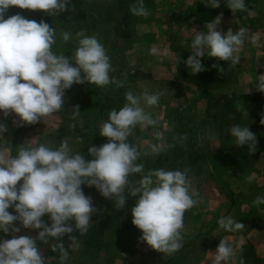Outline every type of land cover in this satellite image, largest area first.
Here are the masks:
<instances>
[{
  "label": "clouds",
  "instance_id": "obj_1",
  "mask_svg": "<svg viewBox=\"0 0 264 264\" xmlns=\"http://www.w3.org/2000/svg\"><path fill=\"white\" fill-rule=\"evenodd\" d=\"M70 3L71 0H0V112L5 117L15 113L24 124L44 121L63 108L65 91L73 84L123 86L122 81L110 77V72L114 71L110 57L96 36L85 35L84 30L77 32L76 50L66 56L52 51L56 30L43 19L28 20L19 13L5 18L10 6L42 10L51 16L66 10L75 11L69 8ZM226 4L231 12L249 11L245 0H226ZM205 6L218 8L220 0H206ZM129 10L135 16L147 18L150 15L144 0H136ZM221 18L222 13L204 25L206 31H199L191 40V55L185 61L191 74L206 70L200 59L205 55L233 65L240 62L239 53L248 29L242 27L234 33L229 28L223 33L218 30ZM61 36L64 42L71 39L68 32ZM258 41L259 36L251 37L253 45ZM150 51L154 55H168L166 47L162 52L156 48ZM213 67L221 74L224 72L218 64ZM256 89L264 93V74L258 76ZM160 95L147 90L139 95L127 91L124 106L119 111L111 110L108 119L100 124L99 135L108 138V142L88 148L92 160L86 161L81 153L70 154L67 139H62L55 149L45 144H21L15 157L0 151V231L13 237L0 239V264H45L46 258L36 242L47 244L49 239L56 241L51 244V251L59 253V264H66L69 249L79 248L78 236L88 232L91 217L97 211L82 185L95 187L104 198L114 199L117 210L125 207L128 196H138L131 214L132 224L142 233L139 239L169 255L183 247L184 214L198 203L194 198L198 193L190 190L187 170L146 171L142 163H137L142 154L139 145L129 139L137 127L156 125L157 121L145 111V106L158 105ZM74 109L75 117L80 114L79 106ZM6 131V125L0 123V138ZM229 133L237 147L247 144L250 154L256 151V136L247 126L233 125ZM209 138L214 139V136ZM163 147L152 145L151 152L159 154ZM134 174L141 178L131 184L129 177ZM246 179L251 183L254 174ZM254 203H264V197H257ZM9 208H13L15 214L9 212ZM45 214L49 216L50 225L42 219ZM16 221L20 222L19 227L14 225ZM70 221L75 222L74 226ZM218 225L228 232L245 227L231 216H222ZM21 227L40 231L36 237L17 236ZM73 232L79 235H72ZM66 235L70 241L67 247L62 242ZM233 255L234 248L222 239L213 264H227ZM240 264H244L243 259Z\"/></svg>",
  "mask_w": 264,
  "mask_h": 264
},
{
  "label": "rangeland",
  "instance_id": "obj_2",
  "mask_svg": "<svg viewBox=\"0 0 264 264\" xmlns=\"http://www.w3.org/2000/svg\"><path fill=\"white\" fill-rule=\"evenodd\" d=\"M120 1L122 0H110L107 3H111L115 6L120 4ZM174 2L175 0H169L167 3L164 2L163 5H159L161 3L156 0H147V2H144L145 7L150 13L146 26L138 25V17L134 18L131 12L126 14L122 13V17L118 19L119 21L98 23L89 30L88 35L96 36L105 47L106 54L110 57L112 69H114V71L110 72V77H115L117 80L123 82L122 87L125 88V93L131 90L134 94L139 95L147 90L150 94L156 92L161 94L158 105L145 106V111L150 113L157 121L156 125L137 127L134 134L130 137V142L139 145L141 149L142 154L140 159L154 158L158 155L151 152L152 145L164 146L163 150H165L167 140L170 139L173 132L179 130L178 128L181 124H186L184 127L186 130L180 128L179 131L181 133L185 132L188 134L190 131H193L188 130L190 127L195 129V135L198 136L197 141H200L201 144L199 142L196 143L193 153L194 156L199 153L205 156L206 166L205 162L203 165H194V171L187 174L190 180V190L198 193V196L194 197L198 200V203L195 205L196 211H193V207L185 212L184 227L181 230L183 244H188V247L183 249L180 254L183 255L184 262H187L191 257L194 259L200 258L201 260L203 253H205V248L212 243V241H208L207 238H205V233H201V229H205V215L202 216L197 214L196 217L193 215V213L195 214L197 212H203L205 214L206 201L208 199H213L209 195H205V192H208V185H215L218 181V179L214 178L217 173L216 175H211L210 172L218 169L227 170V168H229L232 170L234 168H239L243 171V174H247V177L253 175L252 166L259 152L257 146L260 140L257 141L256 151L254 153L250 154L249 149L245 152H241V149L235 150V147L231 148L227 145L229 131L222 134L216 131L217 127L220 125H227L231 128L233 123L227 124V121L223 122L215 119L204 124L205 96L208 98V96H218L219 94L223 95L228 92L237 91V89L232 88V80L235 78L236 73L234 71H226L221 83L219 85L216 84L215 87L205 92V71L193 75L185 64V61L188 56L191 55L192 51L190 47L191 41L189 37H187L188 35H184L188 39L182 38V41L179 40L170 22L172 13H170V15L167 13L162 14L165 7H171ZM132 3L135 4L136 0H133ZM203 6H205V4H203ZM39 14L46 15L43 11ZM151 14L153 17H151ZM162 27L168 29L170 33L161 31ZM168 40L171 41V49L176 51L177 55H175V58L177 60L179 59L178 65L173 64V61H175L174 54L173 57L169 52L167 56L154 55L150 51L152 48H156L158 52H162V47L160 45H163L165 41ZM210 58L212 57L206 55L200 58L204 68L205 60ZM255 89L256 87L254 88L250 85L243 86V88L238 89L240 92L238 91L237 93L239 96L248 97V99L254 98V96H260L259 98L264 100V94L255 92ZM241 101L244 102L245 100H239V102ZM215 106L217 108H222L225 105L223 102H220ZM262 118H264V115ZM28 125L29 127H27ZM34 125H38L36 127L45 126L46 128L45 130L34 129L32 128ZM56 125H58L57 129L53 130V127ZM59 126L60 120L56 113H53L44 121H40V123L23 124L18 134H15V141L13 143L31 144L32 146L45 144L47 146L49 140H51L50 137L57 132ZM24 128H26L24 132L20 131ZM49 128H52V130H49ZM225 134H227V136H225ZM210 136H214V139H210ZM107 142L108 141L100 137L94 140V144L99 143L97 147ZM89 145L90 144L82 146L81 142L77 143L75 147H71L70 154H74L73 151L83 147H86L87 150ZM12 146L9 151L8 146H5L4 149L0 146V151H4L10 156ZM144 153H147V155ZM187 160L188 159L184 161L183 158L180 159L177 170L183 171L185 167L192 162L191 160ZM195 170L197 172H195ZM20 183H22V181ZM130 183L135 184L136 180H131ZM219 186L223 193L228 196L227 189L221 184H219ZM255 193L256 190L253 189V194ZM125 195H128L127 191ZM86 196L91 197L93 207L97 209L91 217L90 228L103 212V206L115 201L104 198L97 189ZM136 199H138V196H128L126 205L123 209L117 210L115 207L116 209L114 211L106 210L107 214L111 213L116 217L123 216L126 222L124 235L120 239L118 246L109 251H84L83 240L86 238L88 232L83 236H78V232H73L72 235L78 236L80 246L75 251L69 249V259L66 264H130L125 255L132 252L133 249L135 250V248H141L144 251L147 248H151L145 242L137 246V243L143 241L139 239L142 235L141 230L132 224L133 217L131 208L134 206ZM8 211L15 214L13 208H9ZM121 212H123V214H121ZM199 215L201 217H199ZM42 219L45 223L51 224L48 214H45ZM69 223L74 226L75 222L70 221ZM14 225L19 227L20 222L16 221ZM198 228L201 229L196 232ZM39 231L40 230L21 227V231L16 235L36 237ZM109 234V231L105 232L104 240L108 239ZM11 238H13L11 234H5L0 231V239ZM55 242L54 239H49L47 244L39 240L36 242L42 256L46 258L45 264H59V253L51 251V244ZM62 242L65 247L68 246L70 241L67 235L62 238ZM154 251L159 254L168 255L156 250ZM135 252L138 253V250L136 249Z\"/></svg>",
  "mask_w": 264,
  "mask_h": 264
},
{
  "label": "trees",
  "instance_id": "obj_3",
  "mask_svg": "<svg viewBox=\"0 0 264 264\" xmlns=\"http://www.w3.org/2000/svg\"><path fill=\"white\" fill-rule=\"evenodd\" d=\"M108 1L110 0H71L69 8H74L75 11L66 10L59 15L51 16L39 14L42 10L20 9L16 6H10L5 18L7 19L19 13L28 20L39 22L43 19L49 26H52L56 30V43L52 46V51L56 54L63 53L66 56H71L77 47V32L84 30L85 35H88L89 30L98 23L119 21L118 19L122 17L121 14L129 13V6L133 4V0H122L120 4L114 6L111 3H107ZM200 1L201 10L203 11L206 21L216 18L221 13L222 16H228L231 11L227 7L226 0H220V7L218 8L203 6V4H205L203 2H206V0ZM63 32L71 34V39L68 42L63 41L61 36ZM213 64H218L219 67L224 69V72L221 74L218 68L213 67ZM205 69L204 88L206 92L208 89L215 87L216 84L219 85L221 83L227 70L224 61L216 57L205 60ZM124 89L125 88L117 87L116 84L111 83L105 87H98L87 82L84 84H73L70 89L65 91L63 108L56 112L60 120V126L57 132L50 137L51 140H49L47 146L54 149L58 148L62 139L68 140L70 148L75 147L77 143L80 142L82 146L90 144L89 147L93 145L97 147L99 143L94 144V140L97 137L108 141V138L99 135V126L108 119V114L111 110L115 109L119 111L120 108L124 106L126 103ZM259 97L254 96V98L248 99V97L239 96V94L234 91L223 95L219 94L218 96H208V98L205 96V116L203 122L205 124L210 120L218 119L223 122L227 121V124L233 123V125H240L242 127L247 126L249 130L255 134L256 140L259 141L264 138V121H262L264 120V118H262L264 115V100H261ZM243 99L245 100L244 102H239V100ZM220 102H223L225 106L217 108L215 105ZM76 106H79L80 114L74 117V107ZM185 126L186 124L183 123L178 129L180 130V128H184ZM229 127L230 126L227 125H220L217 127L216 131L222 134L229 131ZM179 130L173 132L170 139L167 140L165 150L161 151L154 158L143 160L139 158L137 163H142L146 171L159 168H163L166 171H174L177 170L180 159L183 158L184 161L188 159L187 161L191 160L192 162L184 169L187 170V174L194 171V167L198 164L203 165L205 162L206 166L205 156H202L201 153L194 156L193 153L196 143H200V141H197L198 136L195 135V129L190 127L188 130L193 131H190L188 134L185 132L181 133ZM184 130L186 129L184 128ZM225 136H227V134H225ZM228 136L229 140L227 145H229V147H235V150L241 149V152H245L249 149L247 144L241 146V148L237 147L236 144H234L235 138L231 137L229 132ZM21 144L22 143L17 142L13 143L10 157H15L17 155L18 147ZM23 145L27 146L25 144ZM168 145L172 146L168 147ZM73 153H81L86 161L93 158L88 154V149L86 150V147L79 148L73 151ZM195 172L197 171L195 170ZM140 178L139 174H134L133 177H129V180L135 181ZM81 187L86 195L96 190L95 187H88L86 185H82ZM115 207L116 201L103 206V212L97 221L88 229L87 236L83 240L84 251H109L118 246L120 239L124 235L126 222L123 216L116 217L111 213H106L107 209L114 211L116 209ZM121 214H123V212H121ZM106 231H109L110 234L108 239L104 240ZM187 247L188 244H183V247L179 251L172 255L168 254L165 264H199L201 261L200 258L194 259L191 257L187 262H184L183 255L180 253ZM208 247L209 246L205 248V251ZM203 256L204 253L202 258ZM241 259H243L244 264H264V260L257 259L254 256L250 246L242 250L238 264H240Z\"/></svg>",
  "mask_w": 264,
  "mask_h": 264
},
{
  "label": "crops",
  "instance_id": "obj_4",
  "mask_svg": "<svg viewBox=\"0 0 264 264\" xmlns=\"http://www.w3.org/2000/svg\"><path fill=\"white\" fill-rule=\"evenodd\" d=\"M156 1L161 3L159 5H163L164 2L167 3L169 0ZM144 2H147V0H144ZM245 4L249 9L248 12L230 11L228 16H222L221 23L218 26V30L223 33H226L229 28L234 33L242 27L248 29L244 45L239 53L240 62L237 65H233L230 61L224 62L227 71L236 73L235 78L232 80V88L237 89L234 92H240L238 89L243 88V86L250 85L257 88L258 76L264 74V0H245ZM200 5V0H175L171 7H165L162 14L167 13L170 15L172 13L170 22L179 40L182 41V38L188 39L187 37H189L191 41L199 31H206L204 29L206 23L215 19L206 21ZM133 16L134 18L138 17V25L146 26L148 24V17ZM151 17H153L152 14ZM161 31L170 33L164 27L161 28ZM254 35L259 36V41L256 45L251 43V37ZM160 46L162 50L166 47L172 57L173 54L174 58L177 55L176 51L171 49L170 40L165 41ZM177 62L178 60L175 58L173 64L178 65ZM255 90L257 93H262L257 89ZM0 123L5 124L7 127L3 138H0V146H2V149L8 146L9 151L15 141V134H18L24 123L19 121L15 113L5 117L2 112H0ZM36 126L38 125L31 127L43 130L46 128L45 126ZM57 127L58 125L53 127V130H56ZM25 130L26 128L20 131L24 132ZM49 130H52V128H49ZM257 147L259 152L252 166L254 179L251 183L246 179L247 174H243V171L239 168L232 170L229 168L227 170L218 169L210 172L211 175H216L217 173L214 178L218 179V181L215 185H208V192H205V195L207 194L213 199L206 201L205 214L203 212L193 213L195 217L197 214L205 215V229L198 228L196 232L201 229V233H205V238L208 241H212L199 264H213L215 251L222 239L226 240L234 248V255L227 264H238L239 256L247 246L251 247L257 259L264 260V203L259 205L254 203L257 197H264V138L259 141ZM219 184L227 189L228 196L223 193ZM253 189L256 190L255 194H253ZM194 210L196 211L195 206ZM200 215L199 217H201ZM222 216H231L235 221L244 224L245 227L234 232L225 231L218 225V220ZM142 244L144 242L137 243V246ZM136 249L138 253L135 252ZM135 250L133 249L132 252L125 255L130 264H165L168 256L159 254L151 248H147L145 251L141 248H135Z\"/></svg>",
  "mask_w": 264,
  "mask_h": 264
}]
</instances>
